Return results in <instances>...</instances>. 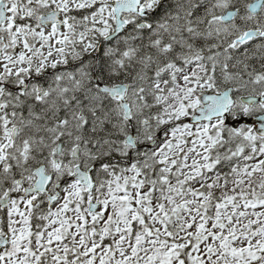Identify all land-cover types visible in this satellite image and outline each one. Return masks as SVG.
I'll return each mask as SVG.
<instances>
[{
  "label": "snow or ice",
  "instance_id": "1",
  "mask_svg": "<svg viewBox=\"0 0 264 264\" xmlns=\"http://www.w3.org/2000/svg\"><path fill=\"white\" fill-rule=\"evenodd\" d=\"M255 113L264 0H0V264H264Z\"/></svg>",
  "mask_w": 264,
  "mask_h": 264
},
{
  "label": "flooded vegetation",
  "instance_id": "2",
  "mask_svg": "<svg viewBox=\"0 0 264 264\" xmlns=\"http://www.w3.org/2000/svg\"><path fill=\"white\" fill-rule=\"evenodd\" d=\"M246 3H250V2H253V0H248V1H245ZM238 6V5H237ZM210 94V93H209ZM242 94H246V93H242ZM259 115H263V114H261V113H255L252 117H249V118H256L257 116H259ZM244 118H248V117H243L242 119H244ZM241 119V120H242ZM230 123H232V124H234V125H236V124H239V123H244V122H240V121H229Z\"/></svg>",
  "mask_w": 264,
  "mask_h": 264
},
{
  "label": "water",
  "instance_id": "3",
  "mask_svg": "<svg viewBox=\"0 0 264 264\" xmlns=\"http://www.w3.org/2000/svg\"><path fill=\"white\" fill-rule=\"evenodd\" d=\"M256 121V119H244V120H240V122H245L248 124H253Z\"/></svg>",
  "mask_w": 264,
  "mask_h": 264
}]
</instances>
